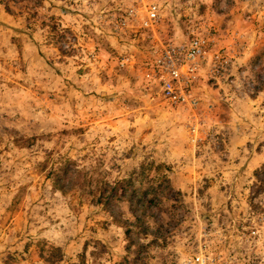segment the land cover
I'll return each mask as SVG.
<instances>
[{
	"label": "rangeland",
	"instance_id": "obj_1",
	"mask_svg": "<svg viewBox=\"0 0 264 264\" xmlns=\"http://www.w3.org/2000/svg\"><path fill=\"white\" fill-rule=\"evenodd\" d=\"M149 3L150 29L112 32ZM193 36L231 65L172 107L145 65ZM201 244L264 264V0H0V264H182Z\"/></svg>",
	"mask_w": 264,
	"mask_h": 264
},
{
	"label": "built area",
	"instance_id": "obj_2",
	"mask_svg": "<svg viewBox=\"0 0 264 264\" xmlns=\"http://www.w3.org/2000/svg\"><path fill=\"white\" fill-rule=\"evenodd\" d=\"M158 9L156 4L149 3L143 6V15L140 16L138 8L129 6L117 14L112 32L124 34L136 21L140 29H150L158 19ZM212 50L211 42L205 36H193L187 42L162 46L145 65L144 78L169 106L192 108L196 104L192 88L197 78L203 74L207 80H217L231 65L230 58L220 51ZM249 234L257 237L254 229ZM205 249V244L199 245L198 252L182 264H213V259L204 253Z\"/></svg>",
	"mask_w": 264,
	"mask_h": 264
},
{
	"label": "trees",
	"instance_id": "obj_3",
	"mask_svg": "<svg viewBox=\"0 0 264 264\" xmlns=\"http://www.w3.org/2000/svg\"><path fill=\"white\" fill-rule=\"evenodd\" d=\"M4 9L5 11H9L8 8L4 5ZM34 14H32L31 16H33ZM30 16V17H31ZM53 27V26H52ZM54 30V27L51 28ZM72 164V162L70 161H65L62 165H60L59 168L54 169V189L59 190L61 192L65 191V181H66V174L68 171V167ZM67 185V184H66ZM118 189H119V184L115 183L113 184L111 187L108 188V190H106L103 187H97L95 189V194L92 196V198L90 199L91 203L96 205V206H100V207H105L108 205H114L116 204V202H119L120 200H122V194H118ZM108 191V193L106 194V192ZM106 194V196H105ZM130 202V201H127ZM149 202V201H148ZM147 201L143 202V201H139L137 203L138 206L140 205H144L148 203ZM129 205V212L130 215L132 217H134L135 214V209L131 210V203L128 204ZM134 221L138 222V219L136 217H134ZM153 240H155V238H153Z\"/></svg>",
	"mask_w": 264,
	"mask_h": 264
}]
</instances>
